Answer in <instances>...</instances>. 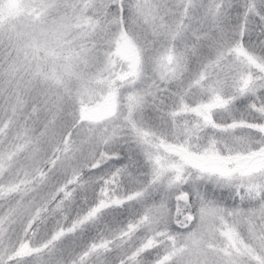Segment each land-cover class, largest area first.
Instances as JSON below:
<instances>
[{
    "label": "snow or ice",
    "instance_id": "obj_1",
    "mask_svg": "<svg viewBox=\"0 0 264 264\" xmlns=\"http://www.w3.org/2000/svg\"><path fill=\"white\" fill-rule=\"evenodd\" d=\"M0 264H264V0H0Z\"/></svg>",
    "mask_w": 264,
    "mask_h": 264
}]
</instances>
